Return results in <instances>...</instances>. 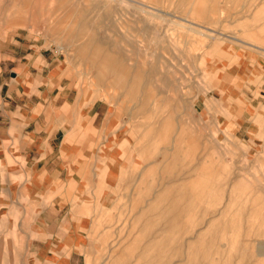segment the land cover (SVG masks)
Wrapping results in <instances>:
<instances>
[{
    "label": "rangeland",
    "instance_id": "obj_1",
    "mask_svg": "<svg viewBox=\"0 0 264 264\" xmlns=\"http://www.w3.org/2000/svg\"><path fill=\"white\" fill-rule=\"evenodd\" d=\"M251 47L264 48V0H0V81L13 82L8 71L25 63L5 50L45 54L59 83L108 114L119 103L123 123L141 125L153 111L156 132L171 117L169 139L154 149L177 153L180 142L196 155L161 167L152 220L137 221L142 207L123 205L116 238L105 236L111 246L94 264H264L255 256L264 242V108L254 121L243 99L264 105V53ZM249 56L262 61L253 67L257 90L247 83ZM146 85L153 98L142 110L132 99L144 98ZM230 122L243 142L227 148L216 139ZM26 241L17 223L0 220V264H39Z\"/></svg>",
    "mask_w": 264,
    "mask_h": 264
},
{
    "label": "crops",
    "instance_id": "obj_2",
    "mask_svg": "<svg viewBox=\"0 0 264 264\" xmlns=\"http://www.w3.org/2000/svg\"><path fill=\"white\" fill-rule=\"evenodd\" d=\"M262 49L247 50L262 54ZM236 52L234 55L240 56ZM4 53L25 63L23 71H8L13 82L0 81V220L14 221L24 229L27 250L39 264H94L103 259L99 255L103 244L111 246L113 238L105 240V236L116 238L123 205H128V211L134 204L136 210L142 207L137 221L152 220L150 205L155 202L156 181L164 173L161 167L189 164L196 155L180 142L177 153L165 146L154 149V141L163 144L169 139L165 129L170 130L171 117L165 118L161 131L156 132L149 115H154L153 111H147L141 125L128 119L123 123L115 115L119 103L115 114H108L104 105L95 107V100L89 103L86 96L77 95L78 89L59 83L51 70L53 58L11 49ZM249 58L247 83L257 90L262 78L253 67L262 70V61L256 56ZM243 63L228 65L239 75ZM254 88L249 87L255 95ZM146 93L144 98L137 95L132 99L140 101L142 110L153 98L148 85ZM243 99L256 121L264 105L254 108L250 100ZM162 101L166 107L168 101L164 97ZM234 128L231 122L226 124L220 130L224 137L216 141L224 140L227 148L242 143ZM178 132L183 141L186 130ZM110 229L112 233L107 232Z\"/></svg>",
    "mask_w": 264,
    "mask_h": 264
},
{
    "label": "bare ground",
    "instance_id": "obj_3",
    "mask_svg": "<svg viewBox=\"0 0 264 264\" xmlns=\"http://www.w3.org/2000/svg\"><path fill=\"white\" fill-rule=\"evenodd\" d=\"M134 2V1H133ZM110 13V12H109ZM142 14L145 16V15H149V12L148 11H146V10H142ZM147 17V16H146ZM146 20H148V18H145ZM147 23V22H146ZM249 178V177H248ZM259 191V193H261V192H263L262 190H258ZM196 194V193H195ZM258 196V195H257ZM254 197V196H253ZM253 200H255V199H253ZM240 201H241V199H240ZM258 201H256V203H257ZM236 203V202H235ZM255 204V203H254ZM211 218V217H210ZM213 218V217H212ZM208 220V219H207ZM209 221V220H208ZM207 223V222H206ZM255 242V241H254ZM258 243L256 244L257 246H256V251H255V256H257V257H264V242H259V241H257ZM251 250V249H250Z\"/></svg>",
    "mask_w": 264,
    "mask_h": 264
}]
</instances>
